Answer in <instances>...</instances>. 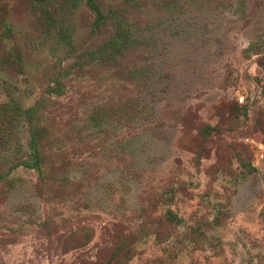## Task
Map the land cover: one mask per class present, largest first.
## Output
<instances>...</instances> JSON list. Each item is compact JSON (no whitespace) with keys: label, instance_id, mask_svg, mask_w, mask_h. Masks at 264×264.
I'll return each mask as SVG.
<instances>
[{"label":"rangeland","instance_id":"374dc122","mask_svg":"<svg viewBox=\"0 0 264 264\" xmlns=\"http://www.w3.org/2000/svg\"><path fill=\"white\" fill-rule=\"evenodd\" d=\"M71 1L54 3L73 10L78 51L43 32L32 0H0V83L39 104L48 173L0 180V264H264V0H162L122 69L78 65L98 41ZM5 25L25 48L2 70ZM136 95L150 111L133 122ZM22 130L6 152L25 154Z\"/></svg>","mask_w":264,"mask_h":264},{"label":"trees","instance_id":"16d2710c","mask_svg":"<svg viewBox=\"0 0 264 264\" xmlns=\"http://www.w3.org/2000/svg\"><path fill=\"white\" fill-rule=\"evenodd\" d=\"M32 1L34 2L32 9L37 20L39 22L43 21L41 23L44 26L43 32L51 34L57 45H64L68 49L70 47L78 51L79 46H77L76 42L78 41V30L76 25L73 24V10L62 8L59 6L62 2L55 4V0H47L49 7L43 3L44 0ZM179 1L177 0V2ZM71 2L73 4L76 3L74 0ZM161 2L162 0H123L116 4L105 5L99 0H81L80 4H84L94 15L90 34L96 37L98 42H94L96 44L93 47L87 46L85 50L80 51L82 54L76 55L77 61H79L78 65L80 66L90 60L95 65L99 64L122 69L129 54L137 52L139 49L142 50L141 47L146 45L144 44L146 38L143 36L142 25L140 24L143 19L142 14L145 9L147 12V9L151 6L159 8ZM186 2L187 0H183L182 4ZM173 4L176 5L175 1ZM170 8L173 7L170 6ZM6 27L9 31L7 38L13 41L14 45L9 50L6 47V52L2 54V70H4L6 64L8 65L12 62L14 48L16 53L22 52V48H25L24 45L18 44L17 37H15L16 30L14 29L13 31L10 26ZM3 43L7 44L9 41L7 40V43ZM3 50L5 51V48ZM85 53L91 56L85 58ZM72 65L69 64V67H72ZM57 87H59V81L55 79L54 84L49 85V90L52 93L58 92ZM5 89L10 90V93L6 97L0 92V147H4L2 152L0 151V180L7 178L10 170L22 165L35 169L42 181L48 173L43 168L47 158L45 146L41 137L34 131L35 119L39 114V104L35 102L26 107L25 102L18 94V85L9 76H6V78L4 76V80L0 83V90L4 91ZM130 101L133 102L131 103L133 108L127 113V120L134 122L135 119L149 114L150 109H148V105L144 104L142 97L139 95L131 96ZM111 105L114 110L123 111L120 101L111 103ZM97 116H92V120L96 125L103 124V118L99 119ZM121 123V120L117 119L113 123V129L120 128ZM24 124H26L29 134L27 136V151L25 154L6 152L12 146V143L15 142L18 134L23 132L22 126ZM167 220L169 222H177L180 219L169 208Z\"/></svg>","mask_w":264,"mask_h":264}]
</instances>
